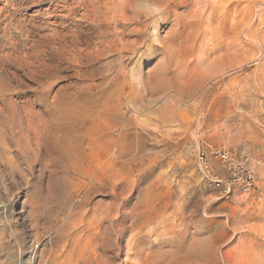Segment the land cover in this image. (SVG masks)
<instances>
[{
	"label": "rangeland",
	"instance_id": "374dc122",
	"mask_svg": "<svg viewBox=\"0 0 264 264\" xmlns=\"http://www.w3.org/2000/svg\"><path fill=\"white\" fill-rule=\"evenodd\" d=\"M117 4L134 18L113 39H141L96 60V27L80 17L107 16L110 31ZM74 31L80 65L51 53L44 74L17 59ZM221 149L247 164L249 191L214 185L231 179ZM263 216L264 0H0V264L55 250L52 264H205L198 253L234 255L230 228Z\"/></svg>",
	"mask_w": 264,
	"mask_h": 264
},
{
	"label": "bare ground",
	"instance_id": "6f19581e",
	"mask_svg": "<svg viewBox=\"0 0 264 264\" xmlns=\"http://www.w3.org/2000/svg\"><path fill=\"white\" fill-rule=\"evenodd\" d=\"M39 1V0H38ZM41 1V0H40ZM119 1V0H118ZM235 1V0H234ZM126 2V1H125ZM124 2V3H125ZM168 2V1H167ZM25 3V2H24ZM37 2H35L34 4H36ZM39 3V2H38ZM111 3V2H110ZM112 3H114V2H112ZM119 4V3H118ZM116 5V6H118V8H119V14H118V16H117V19H111L110 20V24H111V30L110 31H108V29H105V27L104 26H106L107 25V22H108V19H106L107 18V16H106V18H104V17H101V16H97L96 14H93V15H89L88 13H84V14H82L81 15V19L84 21V20H88L89 22H90V24H92V26H95L96 27V32H97V35L95 34V35H93V36H91L90 38L91 39H93V40H95V45H94V47L93 48H91V51H89V53H88V55L89 56H95L96 57V60H97V57L99 58V56H101V54H102V51H103V54L105 53V52H108V53H111V52H113V51H118V49L116 48V46L117 45H119V46H124V44H126V45H129V47H130V45H134L135 43H138L137 42V40H138V38H140L139 37V35H138V33H137V35H138V37H136L135 39H133L131 42H129V40H128V42L129 43H127V42H125V43H123V41L121 40V38H119V37H115L114 39H113V37L117 34V33H119V35H121L120 34V32L119 31H117L116 30V28H117V26H120V27H124V26H126V25H129L130 24V22L129 21H131V23H132V20H133V18L134 17H132V19H130V20H128V18H124V12H123V9L121 8V6H119V5ZM132 4V3H131ZM36 6V5H35ZM108 6V5H107ZM34 7V6H33ZM135 7V6H134ZM160 7V6H159ZM204 7V6H203ZM30 8V7H29ZM123 8H125V7H123ZM60 9V8H59ZM112 9V8H111ZM155 9V8H154ZM49 10V9H48ZM92 10V9H91ZM71 11V10H70ZM69 11V12H70ZM155 11V10H154ZM37 12V11H36ZM48 12V11H47ZM46 12V13H47ZM140 12V11H139ZM35 13V12H34ZM38 13V12H37ZM61 13V12H60ZM113 13V12H112ZM48 14V13H47ZM142 14V13H141ZM147 14V13H146ZM145 14V17L144 16H142V21L140 20V19H138L137 17L134 19V21L133 22H135L137 25H141L142 24V22H145L146 20L145 19H148V18H150L151 16H152V14L153 13H151L150 14V12H149V14L148 15H146ZM36 15V14H35ZM50 15V14H49ZM160 15V14H159ZM50 16H52V15H50ZM137 16V15H136ZM55 17H56V15H55ZM63 17H65V16H63ZM141 17V16H140ZM153 17V16H152ZM151 19V18H150ZM145 20V21H144ZM81 21V20H80ZM149 21V20H148ZM85 23V22H84ZM135 23H133V24H135ZM135 24V25H136ZM154 24V23H153ZM130 31V30H129ZM132 31H137V29L136 28H134ZM59 32V31H58ZM95 32V33H96ZM124 32V31H123ZM141 34V33H140ZM29 35V34H28ZM82 35H83V33L81 32V31H74V32H71L70 34H67V33H65L64 35H60V36H58V34H57V36H54L53 34L50 36H48V35H46L45 37H42L41 39H44V44H42L40 41H33V44L31 45V46H27V47H25V51L23 52V54H22V56L20 57V58H17V59H19L20 60V62L21 63H23V65L26 67V68H29V69H32L34 72H39V73H44V74H48L50 71H51V64L50 63H48L47 62V60L46 59H44V57H48L51 53L52 54H57V55H60L61 54V58H67L69 61H71V62H75V64H79L82 60H83V52L79 49V47H78V45H79V43H80V41H81V38H82ZM136 35V34H135ZM147 35V34H146ZM70 38V41H67L66 39L67 38ZM40 38V37H39ZM107 38H112L111 40H107ZM149 38V37H148ZM141 39V38H140ZM157 39V38H156ZM56 40V41H55ZM90 40V39H89ZM86 42V41H85ZM139 42H140V40H139ZM56 44H58V47H56V46H54V45H56ZM98 44L100 45V46H102L103 47V49L101 50V49H99L98 48ZM146 44V43H145ZM147 45V44H146ZM143 46V45H142ZM126 49H128V47L126 48ZM85 52V51H84ZM125 52H127V51H125ZM102 54V55H103ZM121 54V53H120ZM7 56V55H6ZM10 56V55H9ZM63 56V57H62ZM87 56V55H86ZM118 56V55H117ZM123 56V55H122ZM50 58V57H49ZM101 58V57H100ZM99 58V59H100ZM110 58V57H109ZM119 58V57H118ZM16 59V58H15ZM116 59V58H115ZM14 60V59H13ZM116 60H118V59H116ZM86 61V60H85ZM85 63V62H84ZM83 63V64H84ZM113 63H114V61H113ZM117 63V62H116ZM80 65V64H79ZM123 66V65H122ZM125 66V65H124ZM24 67V68H25ZM120 67V66H119ZM106 68V67H105ZM23 69V68H22ZM28 69V70H29ZM122 70V69H121ZM107 72V71H106ZM96 73V72H95ZM106 74V73H105ZM12 76V75H11ZM39 76V75H38ZM49 76V75H48ZM84 76V75H83ZM85 77V76H84ZM80 78V77H79ZM99 78V77H98ZM103 78V77H102ZM38 80V79H37ZM96 80V79H95ZM125 87V86H124ZM123 87V88H124ZM92 88V87H91ZM105 112V111H104ZM110 114V113H109ZM114 114V113H113ZM106 115V114H105ZM122 115H124V114H122ZM104 117V116H103ZM113 117H115V116H113ZM119 117V116H118ZM104 120H106V119H104ZM110 120V119H109ZM116 120V119H115ZM114 122V121H113ZM82 127V126H81ZM123 127V126H122ZM114 131V130H113ZM118 132V131H117ZM84 133H86V135H88L89 136V143L91 144L92 142H93V136H94V134H93V131L92 130H89L88 128H86V131H84ZM106 133V132H105ZM111 134V133H110ZM109 138V137H108ZM95 140V139H94ZM82 144V143H81ZM111 144V143H110ZM114 144V143H113ZM130 144V143H129ZM40 146V145H39ZM101 146V145H100ZM109 146V145H108ZM86 148V147H85ZM112 148V147H111ZM89 155V154H88ZM114 158V157H113ZM105 159V158H104ZM100 161V160H99ZM90 163V162H89ZM105 164V163H104ZM106 167V166H105ZM89 168V167H88ZM103 168H104V166H103ZM249 170V172L251 173V171H250V169H248ZM86 172V171H85ZM91 173V172H90ZM100 174V173H99ZM102 176V175H101ZM81 177V176H80ZM88 178V177H87ZM82 182V181H81ZM84 182V181H83ZM240 188H242L244 191H249L250 189H251V185L249 184V185H247V184H245V183H240ZM92 186H93V184H92ZM91 186V187H92ZM231 186L232 185H230L229 187H227L226 188V190H228V191H230L231 189ZM83 190V189H82ZM90 190H92L91 188H88V190L86 191V193L84 194V196H83V200L86 202L87 200H89V192H90ZM113 195V194H112ZM79 196V195H78ZM114 197V196H113ZM76 199V198H75ZM81 199V198H80ZM245 202L244 201H236V204L237 205H242V204H244ZM79 208V207H78ZM75 209V208H74ZM84 210H86V209H84ZM143 210V209H142ZM73 213V212H72ZM139 213H140V211H139ZM142 213V212H141ZM83 215V214H82ZM181 215V214H180ZM146 216V215H145ZM257 216V215H256ZM251 217V216H250ZM259 217V216H258ZM249 218V217H248ZM262 218V217H261ZM263 218H264V216H263ZM228 219V218H227ZM83 220V219H82ZM247 220V219H246ZM256 220H257V218H256ZM260 220V219H259ZM249 221V220H248ZM214 222V221H213ZM245 221H237L236 223H235V226L232 228H230V230L232 229V232L234 233V234H238L239 235V237H238V239L236 240V245H234L233 246V253H234V255L233 254H229V255H227L226 257H225V259H224V256L222 255L221 256V260H220V258H219V260L218 261H220L219 263H218V261H216L217 260V258L215 257L216 255V253L218 252H216V253H214V252H209L208 250V252H205L206 251V249H203L202 250V248H201V250L202 251H204V252H200V253H198L197 251V253H198V256L200 257L199 259L201 260V262H202V260L205 262V264H234V262L235 263H237L236 262V260L237 261H239V262H242L241 264H264V224L263 223H261V224H263V225H260V226H257L256 225V227H250V225H246L245 223H244ZM264 222V221H263ZM139 223V222H138ZM247 223V222H246ZM260 223V222H259ZM81 224V223H80ZM229 225L231 226V224H230V222H229ZM253 225V224H252ZM215 226V225H214ZM253 226H255V225H253ZM128 228V227H127ZM132 229V228H131ZM130 230V229H129ZM209 230V229H208ZM56 232V231H55ZM205 232V231H204ZM179 233V232H178ZM213 234V233H212ZM253 235L254 236V239L255 238H257V240L259 239V242L261 241V248L259 249V250H257V251H254V250H252L253 248L251 247V244L249 243L250 241L248 240V242H245V239H246V237H250L249 235ZM121 235V234H120ZM192 235V234H191ZM237 235V236H238ZM252 235H251V238H252ZM213 237V236H212ZM211 237V238H212ZM233 237V236H232ZM208 238H210V237H208ZM206 239V237H205V239L206 240H204V239H202V241L204 240V241H208V243L207 244H209L210 245V243L212 242V241H214V242H216L217 243V241H215V239H213L212 241H210L211 240V238H210V240L209 239ZM217 239H218V236L216 237ZM223 238V237H222ZM235 239V238H234ZM248 239V238H247ZM121 240V239H120ZM224 240H227V239H224ZM223 240V243L225 242ZM204 241L202 242L203 244H204ZM209 241H210V243H209ZM232 241H233V238H230L229 239V241L227 240V242L230 244V243H232ZM254 241V240H253ZM183 242V241H182ZM221 242V241H220ZM227 242H225V243H227ZM258 242V241H257ZM66 243V242H65ZM191 243V242H190ZM204 244L206 247L208 246L207 244ZM213 243V242H212ZM222 243V242H221ZM256 243V242H255ZM217 244H219V243H217ZM256 244H258V243H256ZM54 245V244H53ZM62 245H64V244H62ZM212 245V244H211ZM214 245V244H213ZM212 245V246H213ZM233 245V244H232ZM253 245V244H252ZM260 244H258V246H259ZM95 246V245H94ZM212 246H211V248H212ZM213 247H215V246H213ZM217 247V246H216ZM215 247V248H216ZM62 248H64V246L62 247ZM205 248V247H204ZM215 248H213V250L215 249ZM252 248V249H251ZM256 247L254 246V249H255ZM48 249V248H47ZM107 249V248H106ZM208 249V248H207ZM210 249V248H209ZM42 250V249H41ZM200 250V251H201ZM215 250H217V248L215 249ZM199 251V250H198ZM212 251V250H211ZM182 252V251H181ZM54 254L52 255V257L51 258H46V259H44V260H42L41 261V263L40 264H52V263H54V262H56L58 259H59V257L62 255V253H63V251L62 250H55L54 252H53ZM61 253V254H60ZM179 253V252H178ZM196 253V254H197ZM222 253H223V251H222ZM64 254V253H63ZM191 254V253H190ZM194 254V253H193ZM218 254V253H217ZM165 255V254H164ZM225 255V254H224ZM168 256V255H167ZM197 255L196 256H192V255H187V254H181L180 253V259H179V261H177L178 263H185V262H191L192 261V259L194 258L195 259V257H198ZM63 257V256H62ZM162 258H163V256H162ZM174 258V257H173ZM62 259V258H61ZM178 259V258H177ZM199 260V261H200ZM61 261V260H60ZM63 261V260H62ZM66 261H67V259H66ZM195 261H197V260H195ZM177 262H175V263H177ZM194 262V261H193ZM197 263V262H196ZM195 263V264H196ZM189 264V263H188ZM201 264H203V263H201Z\"/></svg>",
	"mask_w": 264,
	"mask_h": 264
},
{
	"label": "built area",
	"instance_id": "2783aa9c",
	"mask_svg": "<svg viewBox=\"0 0 264 264\" xmlns=\"http://www.w3.org/2000/svg\"><path fill=\"white\" fill-rule=\"evenodd\" d=\"M211 152H214L225 164H227V168L231 175V179L226 181L214 177L212 179V182L216 187L221 188L223 192L228 193L229 191L226 190V188L229 187L232 183L238 182V183H245L247 185L250 184L252 178L251 173L249 172L247 168V164L244 161L233 163L230 159V155L228 151H226L225 149L215 150V151L212 150ZM203 155L204 153H202L200 157L201 160L200 162L204 171L208 172L209 168L207 163L202 161Z\"/></svg>",
	"mask_w": 264,
	"mask_h": 264
}]
</instances>
